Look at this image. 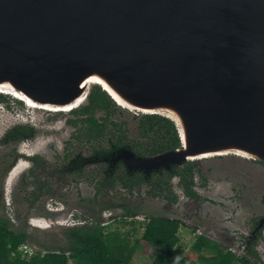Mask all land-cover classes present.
I'll list each match as a JSON object with an SVG mask.
<instances>
[{
  "label": "water",
  "instance_id": "1",
  "mask_svg": "<svg viewBox=\"0 0 264 264\" xmlns=\"http://www.w3.org/2000/svg\"><path fill=\"white\" fill-rule=\"evenodd\" d=\"M97 85L179 130L136 167L264 161V0H0V93L73 108Z\"/></svg>",
  "mask_w": 264,
  "mask_h": 264
},
{
  "label": "flooded vegetation",
  "instance_id": "2",
  "mask_svg": "<svg viewBox=\"0 0 264 264\" xmlns=\"http://www.w3.org/2000/svg\"><path fill=\"white\" fill-rule=\"evenodd\" d=\"M161 117L121 106L102 87L73 108L32 106L0 93V220L14 231L17 221L43 232L68 226V241L76 227L106 232L107 224L90 221L146 226L161 218L232 252L238 264H264V193L255 167L219 189L203 162L223 156L136 167L138 159L183 146L176 124Z\"/></svg>",
  "mask_w": 264,
  "mask_h": 264
},
{
  "label": "trees",
  "instance_id": "3",
  "mask_svg": "<svg viewBox=\"0 0 264 264\" xmlns=\"http://www.w3.org/2000/svg\"><path fill=\"white\" fill-rule=\"evenodd\" d=\"M101 87L94 86L92 91ZM166 118V117H161ZM171 123L169 119H165ZM172 127V126H171ZM179 223L153 218L144 229L142 239L156 249L150 264H236L240 260L226 252L209 239L200 237L191 250L176 251L179 238ZM68 246L46 252L24 254L20 247L27 243L28 235L11 229L8 221L0 220V264H132L135 250L129 246L126 236L106 233L104 227H76L69 229ZM209 249V250H208ZM215 250L213 254H208ZM243 264H248L244 261Z\"/></svg>",
  "mask_w": 264,
  "mask_h": 264
},
{
  "label": "rangeland",
  "instance_id": "4",
  "mask_svg": "<svg viewBox=\"0 0 264 264\" xmlns=\"http://www.w3.org/2000/svg\"><path fill=\"white\" fill-rule=\"evenodd\" d=\"M203 164L213 167L216 176L215 180L217 189L226 185L230 186L231 182L244 180L242 175L248 174V172L255 167L259 173L258 187L262 188L264 193V167L262 165L246 159L242 160L235 156H223L215 158L211 161L203 162ZM139 217L142 220V216ZM65 222L66 224H68V222L74 223V221ZM91 222L107 224V226H105L108 227L106 229L107 233L114 232L122 237H127L129 243L128 245L133 247L135 250L132 264H150L154 259L156 249L151 248V246L142 239L145 229V221H118V223H111L110 221H90V223ZM26 224V221H17L15 223V227L13 228L15 231L20 230L28 233V240L26 244H28L29 248L33 252H46L49 248L56 249L68 246L67 237L64 231V229L68 226H53V228L49 229L47 232H43L33 229ZM179 238L180 242L176 251L181 250L184 253H188L196 241V236L185 228H181ZM207 253L211 254L210 251ZM70 264L75 263L71 261Z\"/></svg>",
  "mask_w": 264,
  "mask_h": 264
},
{
  "label": "built area",
  "instance_id": "5",
  "mask_svg": "<svg viewBox=\"0 0 264 264\" xmlns=\"http://www.w3.org/2000/svg\"><path fill=\"white\" fill-rule=\"evenodd\" d=\"M20 250L24 252V254H33L34 252L29 248L28 244H24L20 247ZM36 252V251H35Z\"/></svg>",
  "mask_w": 264,
  "mask_h": 264
},
{
  "label": "bare ground",
  "instance_id": "6",
  "mask_svg": "<svg viewBox=\"0 0 264 264\" xmlns=\"http://www.w3.org/2000/svg\"><path fill=\"white\" fill-rule=\"evenodd\" d=\"M12 94H13V93H12ZM14 95H15V94H14ZM15 96L20 97V96H18V95H15ZM20 98L22 99V97H20ZM29 104L32 105V106L36 105V104L30 103V102H29ZM121 104H122V103H121ZM122 105H123V104H122ZM212 156H213V155H212ZM40 226H41V225H40ZM41 227H42V226H41Z\"/></svg>",
  "mask_w": 264,
  "mask_h": 264
}]
</instances>
